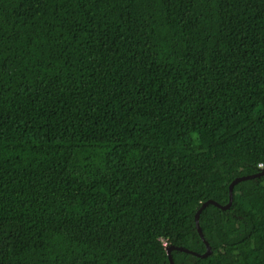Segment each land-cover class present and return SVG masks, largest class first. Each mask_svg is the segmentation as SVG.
Masks as SVG:
<instances>
[{
  "label": "trees",
  "instance_id": "obj_1",
  "mask_svg": "<svg viewBox=\"0 0 264 264\" xmlns=\"http://www.w3.org/2000/svg\"><path fill=\"white\" fill-rule=\"evenodd\" d=\"M263 169L264 0H0V264L203 253ZM200 223L264 264V175Z\"/></svg>",
  "mask_w": 264,
  "mask_h": 264
},
{
  "label": "water",
  "instance_id": "obj_2",
  "mask_svg": "<svg viewBox=\"0 0 264 264\" xmlns=\"http://www.w3.org/2000/svg\"><path fill=\"white\" fill-rule=\"evenodd\" d=\"M262 175H264V169L258 173L245 175V176H239V177H236L234 180H232L230 185H229L230 197H229V201L226 204H222L219 201L212 199V198L207 199L206 201L202 202L201 206L199 207V209L197 210V212L195 214V222H196L197 230H198L201 238L203 239V241L206 244V251L201 253V252H198L196 250H193V249H190V248L184 247V246H175V245L169 246L167 249V252H168V256H169L171 264H175V261H174L173 255H172V251L174 249L180 250L183 252H187V253H191V254L199 256V257H207V256L211 255L213 252L212 246H211L210 242L205 238L202 227H201V223H200V216H201L202 211L206 207H208L210 204L216 205V206H218L224 210L229 209L233 205V202H234V187H235V185L237 183H239L240 181L260 177Z\"/></svg>",
  "mask_w": 264,
  "mask_h": 264
},
{
  "label": "built area",
  "instance_id": "obj_3",
  "mask_svg": "<svg viewBox=\"0 0 264 264\" xmlns=\"http://www.w3.org/2000/svg\"><path fill=\"white\" fill-rule=\"evenodd\" d=\"M260 167H263V164L262 163L260 164Z\"/></svg>",
  "mask_w": 264,
  "mask_h": 264
}]
</instances>
